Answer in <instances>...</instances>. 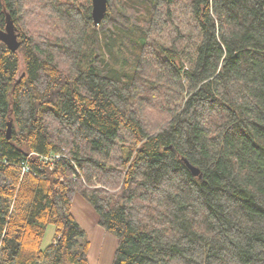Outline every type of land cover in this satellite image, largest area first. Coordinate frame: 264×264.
Segmentation results:
<instances>
[{
    "label": "trees",
    "instance_id": "1",
    "mask_svg": "<svg viewBox=\"0 0 264 264\" xmlns=\"http://www.w3.org/2000/svg\"><path fill=\"white\" fill-rule=\"evenodd\" d=\"M84 1L0 0V264H90L76 195L113 264H264V0Z\"/></svg>",
    "mask_w": 264,
    "mask_h": 264
},
{
    "label": "crops",
    "instance_id": "2",
    "mask_svg": "<svg viewBox=\"0 0 264 264\" xmlns=\"http://www.w3.org/2000/svg\"><path fill=\"white\" fill-rule=\"evenodd\" d=\"M72 214L86 233L90 264H113L117 238L98 222L99 216L89 202L80 195L73 201Z\"/></svg>",
    "mask_w": 264,
    "mask_h": 264
},
{
    "label": "water",
    "instance_id": "3",
    "mask_svg": "<svg viewBox=\"0 0 264 264\" xmlns=\"http://www.w3.org/2000/svg\"><path fill=\"white\" fill-rule=\"evenodd\" d=\"M108 10V0H92V19L95 26H98L104 21ZM0 41L5 43L7 47L15 52L19 49L21 41L19 40V33L15 25L14 19L11 14L7 12L6 15V27L0 31ZM12 136V120L8 122L7 138L10 139ZM183 161L186 166L190 169L194 176L202 178L200 168L193 165L189 159L183 157Z\"/></svg>",
    "mask_w": 264,
    "mask_h": 264
},
{
    "label": "rangeland",
    "instance_id": "4",
    "mask_svg": "<svg viewBox=\"0 0 264 264\" xmlns=\"http://www.w3.org/2000/svg\"><path fill=\"white\" fill-rule=\"evenodd\" d=\"M75 1L77 3H81V2L84 3L85 2L84 0H75ZM113 5H114L115 9L111 13L112 16L114 15V13H117L120 10L119 7H120L121 3H118L116 1V2H113ZM20 60H21V66L24 68V62H23L22 54L20 55ZM55 234H56V227L54 225H49L47 227L45 237L43 239V247L44 248L48 247L49 245H51L53 243Z\"/></svg>",
    "mask_w": 264,
    "mask_h": 264
},
{
    "label": "bare ground",
    "instance_id": "5",
    "mask_svg": "<svg viewBox=\"0 0 264 264\" xmlns=\"http://www.w3.org/2000/svg\"><path fill=\"white\" fill-rule=\"evenodd\" d=\"M5 27H6V25H5ZM4 29H5V28H4ZM4 29H0V31H1V30H4ZM57 156H58V155H57ZM25 170H26V164L23 165V171H25Z\"/></svg>",
    "mask_w": 264,
    "mask_h": 264
}]
</instances>
